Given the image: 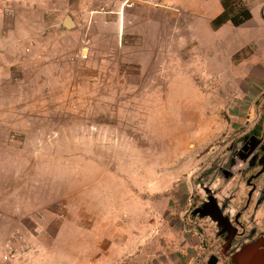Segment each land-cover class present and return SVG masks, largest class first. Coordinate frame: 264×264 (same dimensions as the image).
I'll return each mask as SVG.
<instances>
[{
    "label": "rangeland",
    "instance_id": "obj_1",
    "mask_svg": "<svg viewBox=\"0 0 264 264\" xmlns=\"http://www.w3.org/2000/svg\"><path fill=\"white\" fill-rule=\"evenodd\" d=\"M223 2L254 15L212 34ZM0 64V251L16 236L24 248L0 264L218 256L219 228L196 211L247 199L248 142L264 135V0H0ZM250 207L241 223L264 231ZM80 222L97 246L56 240Z\"/></svg>",
    "mask_w": 264,
    "mask_h": 264
},
{
    "label": "flooded vegetation",
    "instance_id": "obj_2",
    "mask_svg": "<svg viewBox=\"0 0 264 264\" xmlns=\"http://www.w3.org/2000/svg\"><path fill=\"white\" fill-rule=\"evenodd\" d=\"M247 155L246 167L242 172L243 174L250 172L245 180L246 186L249 188L247 199L241 211H237L233 216V219L228 218L232 227H234L236 231L230 228L229 225L218 227L219 229L217 231L216 239H220L222 245L218 252V256L212 254L208 258V264H218L217 259L220 258L224 260L223 264H233L231 262L232 254L239 250L243 244L250 242H260L262 245L260 248L264 250V231L257 228L253 219L254 216L253 218L250 217L248 221L249 224L244 225L241 223V218L243 214L248 211L251 202L253 203V206L250 207L252 208V211L255 213H263L261 218L264 223V135L258 137V139L255 137L250 138L247 146ZM223 206L224 207L220 209L222 216L226 205ZM196 214L203 217H208V215L216 216L219 214L217 203L214 201H206L202 203L197 209ZM261 225L264 226V224ZM229 240H231L230 244L227 248H224Z\"/></svg>",
    "mask_w": 264,
    "mask_h": 264
},
{
    "label": "crops",
    "instance_id": "obj_3",
    "mask_svg": "<svg viewBox=\"0 0 264 264\" xmlns=\"http://www.w3.org/2000/svg\"><path fill=\"white\" fill-rule=\"evenodd\" d=\"M221 12V8H217V11H216V13H215V15H213L212 16V18H215V16H218V14ZM250 14H252V15H254V13H253V11H251V13ZM31 18V20H35V19H33L32 17H30ZM253 18H254V16H253ZM31 20L29 21V20H27V25L25 26V27H20V30L22 31V32H28V30H31V29H33V28H35L33 25H31L30 24V22H31ZM249 21V20H248ZM229 23V22H228ZM231 24V23H230ZM225 25V24H224ZM61 28H62V30H63V28L64 27H62L61 26ZM224 28V26L223 27H221V28H219V30H217L216 32H213V31H211V33L212 34H216L217 32H219L221 29H223ZM65 30V29H64ZM58 33L59 34H62L63 33V31H58ZM58 34V37H63L64 35H59ZM257 34H261V35H263V30H261V31H258V33ZM30 37H34V35H29ZM26 37H28V36H26ZM25 38V37H24ZM63 52H65L64 51V49H63ZM17 55H18V62H19V65H21L22 67H26V58H28L29 56L27 55V54H25V51H24V49L23 48H20L19 49V51H18V53H17ZM62 55H65V53H62ZM26 56V58L24 59V62H23V58ZM56 58H57V55H56ZM60 59H62V56L61 57H59ZM63 58H65V57H63ZM22 59V60H21ZM30 59V58H29ZM58 59V58H57ZM21 60V61H20ZM34 61V60H33ZM47 61H51V60H49V59H47ZM216 63H217V61H216ZM16 64H18V63H16ZM51 64H53V63H50V65ZM2 67H1V64H0V69H1ZM33 131V130H32ZM84 219L86 220V217H84ZM87 224V223H86ZM68 232L69 231V234L71 235V231H73V232H75L74 234L75 235H73V239L76 241V239H78L79 241L81 240V243H83L82 245H85V246H92V245H94V246H97L98 244H99V242L97 243V240H99L98 238L94 241L91 237H90V234H89V232H91V234H92V229L91 228H88L86 225H84L83 223H81L80 222V225H73L72 227H68L67 226V223L66 224H64L63 223V225H61V226H59L58 228H57V231H56V233H55V236H57L56 237V240L59 238V236L61 235V233L62 232ZM89 238V239H88ZM90 241V242H89ZM71 248V247H70ZM94 251V250H93ZM93 251H91V252H93ZM92 255H93V253H92Z\"/></svg>",
    "mask_w": 264,
    "mask_h": 264
},
{
    "label": "water",
    "instance_id": "obj_4",
    "mask_svg": "<svg viewBox=\"0 0 264 264\" xmlns=\"http://www.w3.org/2000/svg\"><path fill=\"white\" fill-rule=\"evenodd\" d=\"M63 27L65 29H69L70 25H67L66 22H64ZM209 200L211 201V199ZM217 208L219 214H217L216 216H211V215L208 216L217 224L218 227L229 225L230 228L236 231L235 228L232 227L231 222L228 220V218L222 216L221 210L219 209L218 205ZM230 242L231 240L227 242L224 248H227ZM260 247H262L260 242H250L243 244L239 248V250L235 251L232 254L231 262L233 264H264V250L261 249Z\"/></svg>",
    "mask_w": 264,
    "mask_h": 264
},
{
    "label": "trees",
    "instance_id": "obj_5",
    "mask_svg": "<svg viewBox=\"0 0 264 264\" xmlns=\"http://www.w3.org/2000/svg\"><path fill=\"white\" fill-rule=\"evenodd\" d=\"M222 5L224 7L223 12L211 21L213 29L220 28L223 24L227 22L231 23L234 27H239L251 19L250 12L242 6L238 7L236 12H233L227 9L228 7L226 2H223Z\"/></svg>",
    "mask_w": 264,
    "mask_h": 264
},
{
    "label": "built area",
    "instance_id": "obj_6",
    "mask_svg": "<svg viewBox=\"0 0 264 264\" xmlns=\"http://www.w3.org/2000/svg\"><path fill=\"white\" fill-rule=\"evenodd\" d=\"M228 208L229 206L226 205L223 211V216L231 219L235 215V211ZM16 243H18V245H22L20 236H16L12 240H8L6 242L4 249L0 251V263L10 261L11 259H18L19 257H21V252L24 251V248L16 246Z\"/></svg>",
    "mask_w": 264,
    "mask_h": 264
}]
</instances>
